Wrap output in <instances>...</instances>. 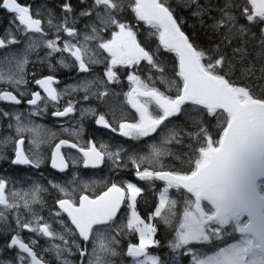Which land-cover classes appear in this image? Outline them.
Segmentation results:
<instances>
[{"label":"snow or ice","instance_id":"obj_1","mask_svg":"<svg viewBox=\"0 0 264 264\" xmlns=\"http://www.w3.org/2000/svg\"><path fill=\"white\" fill-rule=\"evenodd\" d=\"M0 8L12 26L0 37V65L12 66L7 75L0 72V104L13 109L0 108V166L40 169L50 162L69 177L44 187L10 178L0 167V264H128V258L132 264H264V0H42L36 8L0 0ZM178 9L206 42L185 31ZM141 28L155 47L140 38ZM37 62L48 74L27 71ZM61 68L79 77L63 91L56 86ZM121 77L129 85L123 97L131 119L123 111L118 118L111 105L106 112L83 108L91 100L107 104L109 87L121 85ZM157 78L175 94L156 87ZM24 105L27 120L19 110ZM77 112L76 142L59 139L47 157L25 147L27 137L44 143L32 117ZM88 119L130 146L110 151L104 142L84 140ZM65 148L81 158L69 161ZM73 165L93 175L108 167L112 175L103 190L86 191L84 177L69 172ZM139 182L158 192L149 214L156 223L137 210L145 193ZM25 185L32 190H20ZM50 189L57 195L49 218L59 222V233L34 207L44 205L42 193ZM42 238L60 241L51 258L46 245L38 250ZM213 243L211 254L194 247Z\"/></svg>","mask_w":264,"mask_h":264},{"label":"flooded vegetation","instance_id":"obj_2","mask_svg":"<svg viewBox=\"0 0 264 264\" xmlns=\"http://www.w3.org/2000/svg\"><path fill=\"white\" fill-rule=\"evenodd\" d=\"M50 4L52 5H56L60 3V0H49ZM42 3V0H36L35 1V8L38 7L40 4ZM7 16L6 12L3 10H0V18H3ZM2 33H5V30L2 31ZM13 48H16V46H13ZM16 51H20L18 48L16 49ZM12 55H15L16 52H12ZM42 55V53H41ZM21 56H23V53H21ZM28 58L30 61H37V57L35 54H28ZM102 66L101 65H97L96 66V73L97 75H101L102 72ZM2 68L0 67V70ZM27 71L29 73L36 71L38 73V75H46L48 74V69L46 68V66H43L41 64L37 63H29V65L27 66ZM57 75H59L60 77V83L58 85H56L58 87V90L63 91V89L65 87H67L68 85H71L75 82L78 81L79 77L76 74H73L72 72H70L67 69H59ZM70 75V76H69ZM69 76V77H68ZM72 77V78H71ZM64 78V79H63ZM67 78V79H66ZM69 78V79H68ZM71 79V81H69ZM122 82H126L125 78H122ZM113 88L116 90V95L113 96L111 95V91L112 89L109 90L110 92V97L109 98H116L119 101V106L116 105H112V104H98V102H96L95 100H91L89 102H85L83 103V108L87 109L89 107L92 108H97L98 111L101 112H106L108 109V106L111 105L113 109L116 110V115L118 118H121L120 114L121 111H123V115L127 116L129 119L132 118L133 112L126 107V100L124 99V97H122V93L125 90L124 88H119L118 85H112ZM83 93H71L68 94L65 99H78L79 96H81ZM64 103V101H63ZM63 103L61 104V106H63ZM26 107H30L27 105L24 106H20L21 111L25 112V116L22 117V119L27 120V109ZM81 107L80 104H77V108L79 109ZM0 108H5L6 110L12 111V106L10 105H0ZM49 112H51L53 109L51 107V105H49ZM49 119V120H48ZM53 119V120H52ZM55 119V121H54ZM50 121V123L48 124V122ZM31 123L32 125H40V127L44 128L45 131H47L44 134V143H46L45 148L46 150L40 149L38 148L37 145H31L29 148V144H30V138H26L25 139V147L30 150V151H34V152H39L40 154H42L43 156L47 157L50 153V149L48 146V144H52L53 142V136H51V133H57L59 135H62L60 137H58V139H56V141L54 143H58L59 139H69L70 141L76 142L77 141V137L73 136L72 133L75 131L79 130V112H77L74 115V118H68V119H62V120H58L56 117H52L50 115H45L43 117H32L31 118ZM42 123V124H41ZM47 123V124H46ZM58 124V125H57ZM48 127H46V126ZM60 126V127H59ZM59 128V129H58ZM67 128L68 131L65 132L64 129ZM56 130V131H55ZM52 131V132H49ZM61 133V134H60ZM3 133L1 132L0 134V138L2 137ZM105 137V138H104ZM83 139L84 140H88V139H92L94 140L96 143H98V141H103L104 143H106L109 148L114 149V151L120 149L121 147H123L124 145H126V140L123 137H120L116 134L111 133L109 130H105V129H98V127L96 125H94L92 123L91 119H88L86 121V130L83 132ZM53 143V144H54ZM4 145L1 144V147H3ZM98 146V145H97ZM45 152V153H44ZM64 153L66 155V158L69 161L72 160H79L81 158V154L78 153L76 150H71V149H64ZM3 166V170L6 173L10 174V178L11 175H16V176H20L23 177L24 180L26 181H36L37 183L43 185L44 187H48L49 185H47L46 181L49 180L48 177H50V175L53 173L54 176L59 177V181L60 183H63L64 180L69 179L68 176H66L63 173H59L56 170L52 169L50 166V162L45 163L40 169H24V170H20L18 168H12L9 167L7 165H2ZM1 166V167H2ZM8 169V170H6ZM73 169H75V172L77 174V176H83L84 177V181L86 183H89L90 188L86 191H92V192H98L103 190L105 181L107 178H104V174L102 172H100L99 170L95 171V174H92V170H87V169H82V165H73L70 169L69 172H72ZM11 170V171H10ZM4 172H0V174H4ZM124 175H127V177L129 179H132L133 182H136L134 177L132 176L131 172H127V173H122ZM42 180H41V179ZM36 179V180H35ZM44 179V180H43ZM41 183H40V181ZM43 181V182H42ZM31 186V188H30ZM27 185V186H23L20 190L24 191V192H30L32 190L33 185ZM19 187V186H18ZM28 187V188H27ZM50 187V186H49ZM54 195H57V193L55 192V190H51L49 193H42L43 199L45 201L43 206L40 205H36L35 210L42 215L43 217H45L46 219H49V222L52 224L53 229L57 230V232L59 233L61 231L60 229V225L59 222L57 220L54 219H50L49 218V208L51 207V205L53 204V199L52 197ZM47 208L46 211H43L42 209ZM144 208V204L138 202L137 203V209L138 210H142ZM28 234H26V239H27ZM52 241L55 240H51L50 238H42L40 240V245L38 246V250L40 246H49L51 244ZM54 255L53 252L50 253L49 258H51V256Z\"/></svg>","mask_w":264,"mask_h":264},{"label":"trees","instance_id":"obj_3","mask_svg":"<svg viewBox=\"0 0 264 264\" xmlns=\"http://www.w3.org/2000/svg\"><path fill=\"white\" fill-rule=\"evenodd\" d=\"M75 1L76 0H73V2H75ZM172 2L176 3L177 0H172ZM177 12H178V15L184 17L187 20V24L185 26V31L188 32L189 34L195 35L201 43L206 42L207 38L204 36V34L202 32H193V28H192L193 20L188 18L187 13L182 12L179 9L177 10ZM148 34H150V33L146 32L144 28H141V37H140L141 39H147L146 37L148 36ZM149 43H151L155 47V41L153 40V37L151 38V40H149ZM164 59L168 62V66L171 67L172 58L170 56H165ZM140 203L144 204V208L142 211L143 216L146 219L149 218V214L153 211L154 207L157 205L156 196L151 192L144 194L140 198ZM156 222H158V221H156ZM166 235H167V233H165L164 229L161 228V239L166 238ZM131 239L136 240L137 237L132 236ZM121 264H124L123 260H122ZM128 264H130L129 260H128Z\"/></svg>","mask_w":264,"mask_h":264},{"label":"rangeland","instance_id":"obj_4","mask_svg":"<svg viewBox=\"0 0 264 264\" xmlns=\"http://www.w3.org/2000/svg\"><path fill=\"white\" fill-rule=\"evenodd\" d=\"M4 35V34H3ZM0 37H2V35H0ZM0 67L2 68L1 70H0V72H2V73H4L5 75H7L8 74V72L10 71V70H12V66H11V64H7V65H0ZM162 84H164L165 85V88L168 90V91H171V92H173V91H175V89L173 88V87H171L170 85H168L166 82H162ZM110 88L111 87H109V90H110ZM69 94H71V93H69ZM119 101H118V99H116V98H110V99H108L107 100V104H112V105H118L119 106ZM122 119V118H121ZM41 128V137H36V139H41V138H43V140H44V134L47 132V131H45V129L44 128H42V127H40ZM75 131V130H74ZM49 132H52V131H49ZM53 133V132H52ZM58 133V132H57ZM31 140H32V137H30V144H29V148H30V146L32 145V143H31ZM38 146V148H40V149H43V150H46V148H45V144L44 143H41V144H38L37 145ZM141 147H143L142 145H141ZM0 148H2L1 147V144H0ZM45 148V149H44ZM31 149V148H30ZM45 153V152H44ZM236 239V237H232V238H229L228 239V241H226V242H233V240L234 239ZM233 239V240H232ZM231 240V241H230ZM56 243H60V241L59 240H55V241H52L51 242V244L48 246V248L51 250V252H55V248H54V245L56 244ZM171 258V257H170ZM131 264H132V262H131Z\"/></svg>","mask_w":264,"mask_h":264},{"label":"bare ground","instance_id":"obj_5","mask_svg":"<svg viewBox=\"0 0 264 264\" xmlns=\"http://www.w3.org/2000/svg\"><path fill=\"white\" fill-rule=\"evenodd\" d=\"M26 0H21V2L22 3H24ZM0 10H3L2 8H0ZM3 11H5V10H3ZM6 12V11H5ZM6 15L7 16H5V17H3V18H0V34L3 36V33H2V31H4L5 29H8V28H10V27H12L10 24H9V21H10V18H9V16H10V14L9 13H7L6 12ZM70 76V75H69ZM68 76V77H69ZM72 78V77H71ZM64 79V78H63ZM67 79V78H66ZM69 79V78H68ZM69 81H71V79L69 80ZM49 120V119H48ZM53 120V119H52ZM59 120V119H58ZM54 121H55V119H54ZM50 123V121L48 122V124ZM42 124V123H41ZM47 124V123H46ZM58 125V124H57ZM46 126V125H45ZM46 127H48V126H46ZM60 127V126H59ZM59 129V128H58ZM56 131V130H55ZM0 134H1V132H0ZM3 139V135H2V137L0 138V140H2ZM101 142H103V141H98V145H100V143ZM126 146L127 147H129L130 145H129V143H126ZM143 146V145H142ZM1 167V166H0ZM2 168H3V166H2ZM6 170H8V169H6ZM55 170V169H54ZM11 171V170H10ZM57 171V170H56ZM58 172V171H57ZM49 178V180H55V181H59L60 179H59V177H55L54 176V174L52 173L51 175H50V177H48ZM41 179V178H40ZM36 180V179H35ZM42 180V179H41ZM44 180V179H43ZM48 180V181H49ZM40 181V180H39ZM43 182V181H42ZM40 183H41V181H40ZM46 183H47V181H46ZM43 185H45V184H43ZM42 185V186H43ZM25 186H27V185H25ZM30 186V185H29ZM49 187V186H48ZM28 188V187H27ZM30 188H31V186H30ZM44 208V207H43ZM43 211H46L47 210V208H44V209H42Z\"/></svg>","mask_w":264,"mask_h":264}]
</instances>
